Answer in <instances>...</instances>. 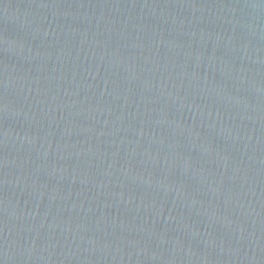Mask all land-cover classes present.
<instances>
[{
  "label": "water",
  "instance_id": "obj_1",
  "mask_svg": "<svg viewBox=\"0 0 264 264\" xmlns=\"http://www.w3.org/2000/svg\"><path fill=\"white\" fill-rule=\"evenodd\" d=\"M0 264H264V0H0Z\"/></svg>",
  "mask_w": 264,
  "mask_h": 264
}]
</instances>
